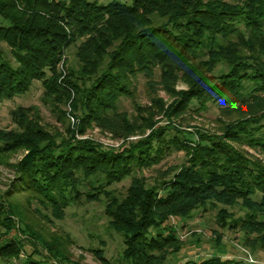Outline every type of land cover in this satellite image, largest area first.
<instances>
[{"label": "trees", "instance_id": "obj_1", "mask_svg": "<svg viewBox=\"0 0 264 264\" xmlns=\"http://www.w3.org/2000/svg\"><path fill=\"white\" fill-rule=\"evenodd\" d=\"M0 15L9 23L0 24V40L18 63L13 66L0 50V99L27 90L35 80L43 81L46 91L59 87L58 92L70 96L57 85L58 66L76 45L77 67L67 59L66 69L70 79L89 83L75 87L85 112L82 123L95 121L118 138L144 136L123 149L89 140L42 145L39 128L27 123L30 109L19 107L11 114L25 130L0 140V156L19 146L28 149L17 164L16 194L59 210L81 199L79 189L92 184L90 178L104 177L102 188L93 183L86 196L98 200L107 195L110 226L124 235L126 256L135 264H164L169 254L179 252L184 242L171 218H190L208 203L233 206L242 200L245 216L235 218L222 208L221 224L232 217L234 227L260 233L261 238L248 241L251 248L264 242V160L238 147L246 144L264 153V0H247L244 6L227 0H0ZM221 61L230 69L216 76L213 71ZM139 74L152 89L163 86L178 96L167 108L152 97L169 118L189 112L196 103L202 109L210 101L221 102L217 122L222 133L199 132L197 141L173 123L155 127L151 111L145 122L131 124L118 105L134 97ZM180 75L188 89L178 92ZM170 129L177 134L167 141ZM174 147L187 151V163L146 186L136 170L157 163ZM127 177L132 182L125 196L106 191ZM258 193L260 199L255 198ZM229 263L212 257L193 264Z\"/></svg>", "mask_w": 264, "mask_h": 264}, {"label": "rangeland", "instance_id": "obj_2", "mask_svg": "<svg viewBox=\"0 0 264 264\" xmlns=\"http://www.w3.org/2000/svg\"><path fill=\"white\" fill-rule=\"evenodd\" d=\"M90 1L105 4L112 0ZM246 1L227 0L229 3L241 6H244ZM0 24L9 23L0 15ZM0 50L4 54L3 57L10 60L13 66H18L11 48L3 40H0ZM75 52L76 45H72L67 51V58L64 55L58 66L57 85L69 90L70 96L58 92L61 90L59 87L55 91H46L43 81L35 80L27 90L0 99V140L11 139V133L14 136L25 130L11 114L19 107L30 109L27 123L39 128L42 145L48 141H55L56 145H60L64 139L89 140L106 149H123L144 137L136 133L128 138H118L110 130L99 127L95 121L86 126L82 123L85 112L77 102L75 87L83 89L87 82L77 78L70 79L66 69L67 59H69L68 65L77 67ZM262 58L264 60V56ZM229 69L230 66L221 61L213 72L216 76H220L229 72ZM48 75L50 76V73ZM157 75L155 79L159 81ZM182 78L175 85V90L178 92L188 89L187 83ZM134 90L133 98H123L118 105V111L128 114L131 124L140 125L153 113V120L158 122L155 127H168L173 123L177 128L193 133L188 137L197 141L199 132L222 133L221 125L217 122L222 116V108H220L222 104L219 101H210L206 108L202 109H197L199 105L196 103L189 112L169 118L161 111L158 101L161 100L167 108L178 96H172L163 89V86L152 89L143 74H139L135 80ZM152 97L158 101H152ZM149 133L150 130L145 136ZM176 134L177 131L168 130L167 141ZM178 135L182 136L180 133ZM14 142L12 137L11 143ZM155 143L158 146V142ZM232 144L237 146L235 143ZM238 147L264 160L263 152L256 151L246 144ZM27 153V148L19 146L0 156V264L36 262H39L38 264H135L134 260L126 256L127 245L124 235L110 226V217L106 214L107 195L102 194L98 200H90L86 196V192L92 189L93 183L94 186L102 188L105 183L104 177L90 178L92 184L89 183L79 189L83 193L80 200L73 201L64 209L56 210L50 204L34 198L27 200L28 196L24 197L25 194H16L19 186L17 164ZM188 157L189 154L185 149L174 147L161 155L157 163L136 170V174L144 180L146 186H150L156 180L162 179L160 175L165 174L166 177L170 176L168 172L180 170L187 163ZM131 182L132 178L127 177L123 181L109 184L106 191H112L118 197L125 196ZM255 198L260 199L261 195L258 193ZM243 205L242 200L233 206L220 202L208 203L205 207L194 210L190 218L172 217L170 223L176 226L184 247L177 253L169 254L164 264L201 263L212 257L229 260V264H264V242L259 241L255 248H251L248 244V241L261 238L260 233L248 234L241 227H234L235 225L231 224L232 217L226 219V226H223L219 220L222 208L227 213H234L235 218L245 216L248 209ZM9 207H12L13 213L19 216L10 213ZM19 217H23V220ZM40 235L44 236L48 244L39 238ZM55 248L62 254L57 256ZM33 254H35L34 258Z\"/></svg>", "mask_w": 264, "mask_h": 264}]
</instances>
